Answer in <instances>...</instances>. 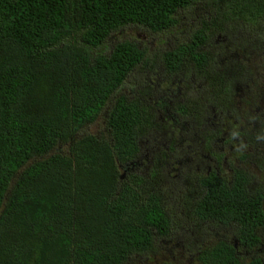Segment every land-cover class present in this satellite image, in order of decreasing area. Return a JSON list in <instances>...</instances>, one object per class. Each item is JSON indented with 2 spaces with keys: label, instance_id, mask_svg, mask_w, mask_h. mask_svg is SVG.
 Returning a JSON list of instances; mask_svg holds the SVG:
<instances>
[{
  "label": "trees",
  "instance_id": "trees-1",
  "mask_svg": "<svg viewBox=\"0 0 264 264\" xmlns=\"http://www.w3.org/2000/svg\"><path fill=\"white\" fill-rule=\"evenodd\" d=\"M199 3L218 11L189 42L159 54L168 70L188 61L212 79L201 49L230 25L262 31L252 49L264 56V0H0V264H125L154 251V233L168 234L160 198L121 173L147 117L119 88L146 54L116 33H166L179 10ZM100 115L108 139L81 135ZM249 184L240 174L231 186L207 178L195 215L235 225V241L253 251L264 196L249 197ZM195 264L242 263L219 241L200 248Z\"/></svg>",
  "mask_w": 264,
  "mask_h": 264
},
{
  "label": "flooded vegetation",
  "instance_id": "flooded-vegetation-1",
  "mask_svg": "<svg viewBox=\"0 0 264 264\" xmlns=\"http://www.w3.org/2000/svg\"><path fill=\"white\" fill-rule=\"evenodd\" d=\"M251 36L240 35L234 39L235 43L228 38L229 43L223 45L218 43H223L226 37L217 36L215 43L202 47L201 52L207 54L209 66L217 79L211 74L212 79L196 75L194 65L190 62L183 70L171 72L161 60L156 65L143 60L119 88V94H124L126 101L138 104L142 114L147 117L141 127L146 129H142L138 135L135 158L120 168L126 175L139 176L140 172H144L149 180L156 177L151 181L155 189H148L146 193L156 194L160 198L161 207L170 223L166 236L153 234L154 251L143 255L133 254L125 264H146L147 259L161 255V250L169 254L170 260L175 259L176 252L180 257H188L185 263L175 259L176 264H195L199 249L206 246L195 241L194 249L191 250L177 243V235L172 231L174 227L177 228V219L172 218L176 207L165 201L157 180L162 182V187H166L169 181L180 183L188 195L183 203L185 208L190 200L189 217L197 225L212 230L224 225L201 220L195 215L197 204L206 194L204 183L207 178L215 176L231 186L237 174L245 175L250 180L248 196L256 199L262 195L259 188H254L259 176L253 177L251 174L254 168L260 167L254 165L251 159L255 156L264 157V144L257 143L259 140L255 139L257 134L264 131V78H261L260 72V69L264 72V62L256 65L254 70L247 65L249 57L246 55H252L253 51L245 44ZM216 47L220 49L219 55H222L219 62L212 59ZM157 65L166 71L167 77H159ZM220 65L223 66L216 70ZM145 66L147 73L141 81L129 80L139 68ZM207 71L208 68L205 72L209 74ZM255 80L257 84H254ZM124 88L128 91L122 93ZM144 133L148 136L143 140ZM173 189L176 190L175 187ZM259 233L258 230L262 245L253 251L237 244L241 249L238 248L233 238L231 244L242 264L260 258V253H263L264 243ZM216 238L221 241L225 237L221 235ZM141 257L145 258L139 261Z\"/></svg>",
  "mask_w": 264,
  "mask_h": 264
},
{
  "label": "rangeland",
  "instance_id": "rangeland-1",
  "mask_svg": "<svg viewBox=\"0 0 264 264\" xmlns=\"http://www.w3.org/2000/svg\"><path fill=\"white\" fill-rule=\"evenodd\" d=\"M217 11L218 9L214 5L212 6L210 4L199 3L196 5H193L189 9L179 10L174 16L175 21H176L175 26L172 27L166 33L151 34L150 32L143 30L142 28L128 27V28L123 29L121 33L120 32L116 33V38H120L121 40H127L133 43L134 42L137 43L140 49L145 51L146 55L144 59L147 61H151L150 63L152 65H156V62L161 60L159 57V54H161L162 51L171 50L176 45L177 46L180 45L181 42L187 43L189 37L192 34L193 29L199 28L200 22L211 20L210 17L213 16V14L217 13ZM239 29L240 28L237 27L236 25H230L226 30L227 33L229 31L228 36H225L226 39L223 41V43L221 44L218 43V44L223 45L225 43H229L228 38L232 40V43H235L236 41H234V39L238 38L240 35L241 37L243 35L245 36L252 35L249 38L248 43L245 45L250 46V49L253 51L252 55L249 56L247 54L246 57H249L247 60L249 61V63H247V65H249L251 69L254 70L256 65L258 66L264 62V57L262 55L259 56L257 49L255 50L252 49V46L256 44L259 45L255 41V39L261 40L262 31H260L261 32L260 33L259 31L255 30L256 28H254V29H251L250 31H245L243 29H240L238 34L231 33ZM119 33L122 34V36H120ZM213 33L210 34L209 43H215L214 41H216L217 37L213 36ZM219 50L220 49L218 47L214 49L215 52L213 53V57H212L214 62H219L220 60H222V55H219L218 53ZM188 65H189L188 61H185L183 68L188 67ZM222 66L221 65L217 66L216 70ZM156 70L157 72H159L160 78L167 77L166 71H164L159 65H157ZM257 70H259V68ZM183 72L184 71H180V73H183ZM260 72H261V78L263 79L264 78L263 69H260ZM146 73H147L146 66L143 68H139L136 71V74L133 76V78H130L129 80L131 81L133 79L135 81H139V80L141 81L144 78ZM150 73H152V71H150ZM224 73H226V70H224ZM255 81H254V84H257V81L256 82ZM123 91L125 93V91H128V89L124 88ZM86 134L108 139L109 135H108V131L105 125V118H103V116L100 115L99 119L94 124L89 125L87 129L84 132H82L81 135H86ZM147 136L148 134L144 135L143 140L146 139ZM140 138H141V135H140ZM255 139L259 140L257 143L264 144V131H262V133L257 134V136H255ZM62 148L60 146L58 150H61ZM67 151H68V148L65 147L62 149L61 152L63 153V155H65L67 154ZM251 162H253L254 165H257L258 167H260V168H254V170L251 171V174L253 177L259 176V179L256 181L254 188L256 189L259 188L262 191V195L264 196V169L262 168V166H264V157L255 156L253 157V159H251ZM143 173L144 172H140L138 176L141 179V183L139 185L140 189L145 190V192L148 191V189L154 190L155 188L153 184L151 183V181L155 180L156 177H153L152 179L149 180L147 176L144 175ZM161 179H163V176ZM157 182L159 183L160 191L165 195V198H166L165 201L168 202L170 206L175 205L176 207V211L174 214H172L174 215L172 216V218L177 219L176 221L177 228L174 227L172 231H175V236L177 235L176 236L178 238L176 240L177 243H180L184 247L193 250L195 246L194 244L195 241H199V244L205 243L206 246H209L216 242H219L216 236H221V235H224L225 237V238H222L221 241L227 242L229 244L234 242L235 231L237 229L235 226H230V225L226 227L220 226L212 230L204 225H200V224L197 225V222L192 217H189L190 200H188V207L185 208L183 203L188 199V195L181 188L180 183L176 184V181H169L168 183H166L167 185L166 187H162L163 186L162 182H160L159 180H157ZM173 187H175L176 190H174ZM182 212L184 213L183 215L181 214ZM259 235L263 239V243H264V228L260 231ZM237 244L238 243H236V246L240 248ZM174 257L177 260V262L179 261L180 263H185L187 262V259H188V257H180L177 252L174 254ZM261 257H264V250H263V253H260V258ZM144 258L145 257H141L139 261H142ZM175 259L170 260L169 254L164 252V250H161V255H157L154 258L147 259L146 264H156L157 262L165 263L168 261H170L169 264H174L173 261H175Z\"/></svg>",
  "mask_w": 264,
  "mask_h": 264
}]
</instances>
